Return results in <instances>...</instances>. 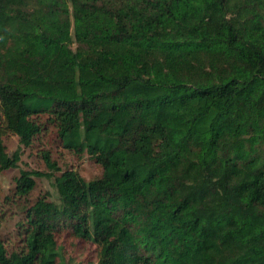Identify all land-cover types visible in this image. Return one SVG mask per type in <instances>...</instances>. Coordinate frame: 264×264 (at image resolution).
<instances>
[{"label": "trees", "instance_id": "16d2710c", "mask_svg": "<svg viewBox=\"0 0 264 264\" xmlns=\"http://www.w3.org/2000/svg\"><path fill=\"white\" fill-rule=\"evenodd\" d=\"M41 118L102 174L41 152L12 198L59 202L23 207L0 264H264V0H0V176Z\"/></svg>", "mask_w": 264, "mask_h": 264}, {"label": "rangeland", "instance_id": "374dc122", "mask_svg": "<svg viewBox=\"0 0 264 264\" xmlns=\"http://www.w3.org/2000/svg\"><path fill=\"white\" fill-rule=\"evenodd\" d=\"M40 122L43 125V132L29 148L23 147L18 137L11 133H5L3 137L10 155L17 151L21 153L19 167L5 171L0 176V236L10 250L21 245V224L25 222L24 206L34 203L40 196L46 194H49L50 200L59 202L54 181L43 178L36 179L37 186L27 200L12 198L16 187L15 178L20 175L22 170L47 171L40 156L41 152L50 151L53 160L62 170H75L87 181L102 174V168L89 155L77 156L64 149L56 140L55 130L48 125L46 118H41ZM58 240L59 244L64 245L70 252V256L76 257L84 263L92 258L95 259L92 254L94 253L92 246L79 245L77 241L68 238L66 234L59 237Z\"/></svg>", "mask_w": 264, "mask_h": 264}]
</instances>
